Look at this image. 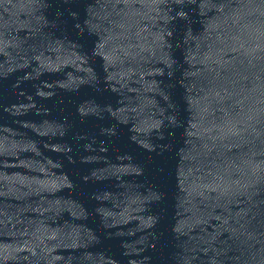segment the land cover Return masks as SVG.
Segmentation results:
<instances>
[{"label":"water","instance_id":"1","mask_svg":"<svg viewBox=\"0 0 264 264\" xmlns=\"http://www.w3.org/2000/svg\"><path fill=\"white\" fill-rule=\"evenodd\" d=\"M0 264H264V0H0Z\"/></svg>","mask_w":264,"mask_h":264}]
</instances>
